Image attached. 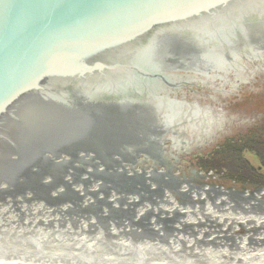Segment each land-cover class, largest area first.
I'll return each instance as SVG.
<instances>
[{
  "label": "water",
  "instance_id": "1",
  "mask_svg": "<svg viewBox=\"0 0 264 264\" xmlns=\"http://www.w3.org/2000/svg\"><path fill=\"white\" fill-rule=\"evenodd\" d=\"M261 39L264 0H0V142L14 147L0 182L62 184L55 178L71 167L96 168L80 160L94 153L106 181L134 193L126 181L172 169L171 158L152 157L168 140L169 151L192 150L216 134L200 141L187 115L162 119L161 93L129 92L161 78L152 66L163 62L228 72L264 58ZM124 164L132 176L117 171ZM0 264H264V217L0 200Z\"/></svg>",
  "mask_w": 264,
  "mask_h": 264
},
{
  "label": "bare ground",
  "instance_id": "2",
  "mask_svg": "<svg viewBox=\"0 0 264 264\" xmlns=\"http://www.w3.org/2000/svg\"><path fill=\"white\" fill-rule=\"evenodd\" d=\"M260 42L264 43V40L261 39ZM243 46L245 45L243 44ZM163 108L157 110L161 114L162 119L165 121L168 120L169 122L175 123L176 121L181 120L184 115H187V118H190L191 120L189 123L186 124L184 122V125L192 127L193 135L200 141L205 140V138L208 139L209 137L217 133V131L222 127V122H213L211 124L205 123L202 120L203 118L197 116V111L194 108L186 109L181 108L180 106H168L166 103ZM189 110H191L190 113ZM178 125H182L180 126L182 128L184 127L182 123ZM92 155H94V153L82 154L83 158H81L80 160H84L87 162L95 161L94 163L98 164V166L95 168L97 169V172H105L106 170L102 167L100 161L98 159H94ZM88 156L91 157L87 159ZM13 159H15V157L11 158L12 161ZM156 159L160 161L163 160V158ZM76 161L79 160L77 159ZM74 162L75 160L72 161L73 165H76V163ZM170 164L172 167L174 166V163ZM123 166L124 167H120L121 169L118 168L117 171H124L125 169V172H127L131 176L134 174L133 171L129 170L130 168H128V165L125 166L124 164ZM162 171H159V173H162L159 174L160 176H168L169 178L174 177L172 169ZM141 172V170L136 171L137 174ZM193 173L194 177L202 179L205 178L202 173L196 170H194ZM89 174L90 173H86L82 176L87 177L89 176ZM149 174L150 171L145 174V177H147ZM74 178L75 176L72 175L71 170L69 169L68 173L62 176V180L68 183L70 188L66 189V187L62 185L55 188L53 187L52 189V186L49 184H52L53 179H51L50 177H45V179H43L39 183V185L43 186V191L38 189V191L33 190V188L26 186L25 181L23 180L7 182L6 180L2 179L3 181L0 182V200L53 205L87 207H96L97 205V207L104 208L264 217V189L262 188H259L255 191H237L233 188H224L214 184H208L207 182L197 184L191 182L189 179H182L180 180L182 184L179 186V191L181 192V194L185 195L187 201L181 203L180 201H178L174 190H168L163 188L158 191L151 190V195H155L156 198L152 201L153 204H150L145 203L144 199L140 198V196L135 194L119 193L114 191H109L108 194H106L102 192L100 188V183H98L97 181V184L94 182V184H90L89 186H85L84 188H81L80 186L76 185L74 186ZM20 186L23 187L24 190H21ZM106 186L111 187L110 185ZM150 188L152 189L153 187ZM69 192H71V195L74 197L73 200H69L70 203L67 201L66 198ZM142 196L145 198L147 197L143 194Z\"/></svg>",
  "mask_w": 264,
  "mask_h": 264
},
{
  "label": "rangeland",
  "instance_id": "3",
  "mask_svg": "<svg viewBox=\"0 0 264 264\" xmlns=\"http://www.w3.org/2000/svg\"><path fill=\"white\" fill-rule=\"evenodd\" d=\"M255 97V96H251ZM250 96L247 97L249 99ZM250 100V99H249ZM184 108L189 109V107L185 106ZM219 113L222 117L223 121V128L222 130H219L215 137L213 138L214 140L210 142L204 141L201 143L197 148L192 149L190 151H184V154H181L178 156V159H174L170 156H166L164 158H171L172 163H174V166L172 167V172L174 177L169 178L168 176H160V175H151L149 179H136V180H131V181H126L130 187L134 188L132 194L140 196V198L144 199L145 203H150L153 204V200L156 198L155 195H151L152 191L155 190L158 191L160 189H168V190H174V193L178 199V201L185 202L187 201V198L185 195L181 194L180 190V185L182 184L180 180L184 179H189L191 182L201 184L204 182H207L208 184H214L217 186H221L224 188H233L237 191H255L259 188L264 189V183L263 185L258 184V182L255 181H236V180H230L226 177V173L218 172L216 170H210L209 172H205L204 170H201L199 165L197 164V159L199 156H205L212 150H214L220 143L224 142L226 139H229L233 134V137L238 136L240 137L241 133L243 130H256L257 127H264V102L259 103L257 99L254 100V102L251 104L247 103H237L231 105L230 102L227 104L224 102L222 105L218 107ZM232 119H228V118ZM6 138L12 139L13 136L10 133H6ZM186 136V135H185ZM190 136V134H188ZM12 137V138H11ZM179 137H177V141H179ZM185 139V138H184ZM22 140V138H21ZM186 145V143H185ZM14 147H10L7 143H2L0 142V160L1 159H8L6 158L8 155H11L13 153ZM186 150V148H184ZM167 150H164V154L169 155L166 153ZM8 154V155H6ZM242 155L248 159V161L253 164L256 168H258L259 173L264 174V166H261L259 159L257 158L258 156L256 155L255 152L251 150H244ZM69 158V156L64 155ZM11 157H16L19 158L18 156H11ZM11 159V158H9ZM77 167L78 165H82L80 161H75ZM84 165L81 167V169L77 168H70L71 173L75 178L73 179V185L75 186H80L81 188H84L85 186H89L90 184L100 183V188L102 192L108 194L109 191H114V192H122L121 190H118V181L115 179H109L110 181H106L107 178L104 176V174H100V172H97V169L94 167H91V165ZM146 165V166H145ZM145 170L147 172L151 171L153 167L150 165L149 162H145L143 164ZM131 166L128 164V168ZM62 168H59L58 170H61ZM138 170H142V167H136ZM160 171L164 170L167 171V166L166 165H160L158 167ZM89 170V171H88ZM196 170L205 176V178H197L194 177L193 171ZM90 173L89 176L83 177V174ZM63 175V173L61 172ZM62 175H59L58 178H55L58 180L59 178L62 177ZM153 176V178H152ZM257 178L256 181L259 182H264V178ZM124 180V179H122ZM54 181V179H53ZM72 183V181H71ZM97 184V183H96ZM64 185L67 189L68 183H57L54 186L59 187ZM106 185H110L111 187H107ZM150 187H153L152 189ZM110 188V189H109ZM150 189V190H149ZM41 191H43V188H40ZM132 190H130L131 192ZM146 195L148 199L142 196ZM150 194V195H149ZM67 201L73 200L74 197L71 195V192L68 193L66 196ZM240 199V198H239ZM158 200V199H157ZM241 200V199H240ZM152 202V203H151ZM70 203V202H69ZM257 203V202H256ZM97 207V205H96Z\"/></svg>",
  "mask_w": 264,
  "mask_h": 264
},
{
  "label": "flooded vegetation",
  "instance_id": "4",
  "mask_svg": "<svg viewBox=\"0 0 264 264\" xmlns=\"http://www.w3.org/2000/svg\"><path fill=\"white\" fill-rule=\"evenodd\" d=\"M240 62L242 66L229 68L228 72L222 70L214 72L215 69L209 67V70L203 68V70L188 73L168 66L164 62L158 65L153 64L152 68L159 72L161 78L146 80V82H142L135 90L129 93H161V97H165L163 101L166 104L176 101L177 103H182L183 108L185 106L194 108L198 111L201 118L224 121L217 114L219 113L218 107L224 102L227 104L230 102L231 105L238 102L249 105L255 99L260 104L264 102V58L243 59ZM196 69H201V67L198 65ZM122 93L128 92L123 91ZM248 96H250V100L247 99ZM127 100L130 104H136L143 103L142 101H145V98H128ZM228 119L232 118L229 117ZM251 130H243L240 135H247ZM230 135L232 136L229 138L235 140L241 137ZM184 138V136H181L179 141L184 140ZM166 145L169 146V149L168 147L165 149L169 155L164 154V150L162 152L157 151L156 154H153L154 156L150 155L154 158L170 156L177 159L179 155L184 154V151H190V149L185 150L181 147H179L181 151L173 147L172 151H169L171 150L172 139L168 140ZM122 155L123 157L128 156L127 153ZM145 155V153L137 154L140 159L146 158ZM110 156L112 158L122 157L117 154Z\"/></svg>",
  "mask_w": 264,
  "mask_h": 264
},
{
  "label": "trees",
  "instance_id": "5",
  "mask_svg": "<svg viewBox=\"0 0 264 264\" xmlns=\"http://www.w3.org/2000/svg\"><path fill=\"white\" fill-rule=\"evenodd\" d=\"M244 150L255 152L261 166H264V127L251 130L238 140L226 139L205 156H199L197 164L206 173L216 170L226 173V177L230 180L241 182L251 180L263 185L264 182L256 180L264 178V174L259 173L258 168L242 155Z\"/></svg>",
  "mask_w": 264,
  "mask_h": 264
}]
</instances>
